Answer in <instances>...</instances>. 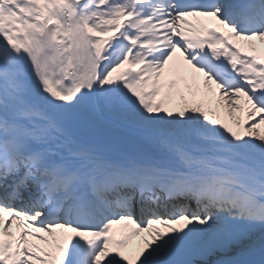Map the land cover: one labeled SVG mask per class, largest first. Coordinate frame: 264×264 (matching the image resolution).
<instances>
[{
	"label": "snow or ice",
	"instance_id": "6c2138e0",
	"mask_svg": "<svg viewBox=\"0 0 264 264\" xmlns=\"http://www.w3.org/2000/svg\"><path fill=\"white\" fill-rule=\"evenodd\" d=\"M0 264H264V0H0Z\"/></svg>",
	"mask_w": 264,
	"mask_h": 264
}]
</instances>
